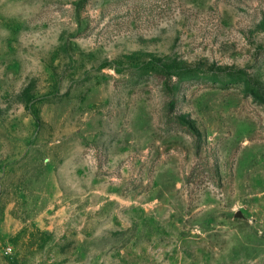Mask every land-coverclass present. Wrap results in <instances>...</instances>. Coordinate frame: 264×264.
Returning <instances> with one entry per match:
<instances>
[{
	"label": "rangeland",
	"instance_id": "obj_1",
	"mask_svg": "<svg viewBox=\"0 0 264 264\" xmlns=\"http://www.w3.org/2000/svg\"><path fill=\"white\" fill-rule=\"evenodd\" d=\"M0 264H264V0H0Z\"/></svg>",
	"mask_w": 264,
	"mask_h": 264
}]
</instances>
